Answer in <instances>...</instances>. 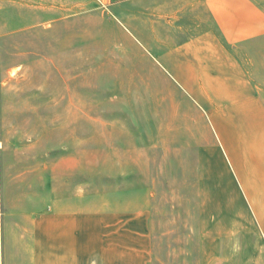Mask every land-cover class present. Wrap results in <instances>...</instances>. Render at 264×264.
Returning <instances> with one entry per match:
<instances>
[{"label":"rangeland","instance_id":"rangeland-1","mask_svg":"<svg viewBox=\"0 0 264 264\" xmlns=\"http://www.w3.org/2000/svg\"><path fill=\"white\" fill-rule=\"evenodd\" d=\"M16 3L51 28L0 37V188L17 209H97L99 235L145 264H264V201L191 99L187 2Z\"/></svg>","mask_w":264,"mask_h":264},{"label":"crops","instance_id":"crops-1","mask_svg":"<svg viewBox=\"0 0 264 264\" xmlns=\"http://www.w3.org/2000/svg\"><path fill=\"white\" fill-rule=\"evenodd\" d=\"M185 1L191 99L208 118L245 199L257 204L264 201V0ZM17 9L16 0H0V37L50 36L49 18L19 22ZM13 199L0 188V264H145L131 259L128 236L115 242L99 235L97 209L19 210Z\"/></svg>","mask_w":264,"mask_h":264}]
</instances>
